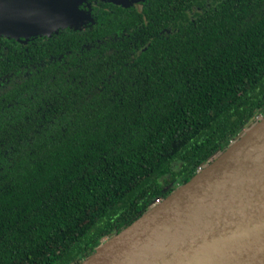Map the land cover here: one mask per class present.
<instances>
[{"label": "trees", "instance_id": "16d2710c", "mask_svg": "<svg viewBox=\"0 0 264 264\" xmlns=\"http://www.w3.org/2000/svg\"><path fill=\"white\" fill-rule=\"evenodd\" d=\"M84 0L0 35V264H78L264 115V0Z\"/></svg>", "mask_w": 264, "mask_h": 264}, {"label": "water", "instance_id": "95a60500", "mask_svg": "<svg viewBox=\"0 0 264 264\" xmlns=\"http://www.w3.org/2000/svg\"><path fill=\"white\" fill-rule=\"evenodd\" d=\"M83 1L0 0V35H50ZM78 264H264V115Z\"/></svg>", "mask_w": 264, "mask_h": 264}, {"label": "flooded vegetation", "instance_id": "af4514ba", "mask_svg": "<svg viewBox=\"0 0 264 264\" xmlns=\"http://www.w3.org/2000/svg\"><path fill=\"white\" fill-rule=\"evenodd\" d=\"M131 1H133L132 4H136V5H138V6H141V2H142L143 0H131Z\"/></svg>", "mask_w": 264, "mask_h": 264}]
</instances>
